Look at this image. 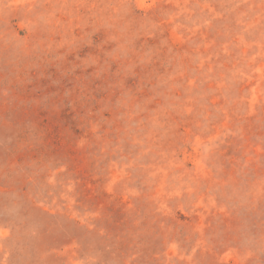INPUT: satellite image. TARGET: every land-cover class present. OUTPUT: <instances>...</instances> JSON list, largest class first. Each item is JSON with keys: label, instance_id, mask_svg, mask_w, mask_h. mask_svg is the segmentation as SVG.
<instances>
[{"label": "rangeland", "instance_id": "obj_1", "mask_svg": "<svg viewBox=\"0 0 264 264\" xmlns=\"http://www.w3.org/2000/svg\"><path fill=\"white\" fill-rule=\"evenodd\" d=\"M0 264H264V0H0Z\"/></svg>", "mask_w": 264, "mask_h": 264}]
</instances>
